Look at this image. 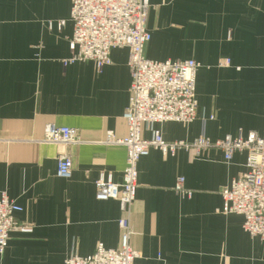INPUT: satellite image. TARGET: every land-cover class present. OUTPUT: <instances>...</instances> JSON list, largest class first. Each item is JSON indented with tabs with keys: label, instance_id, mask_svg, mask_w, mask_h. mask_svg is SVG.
<instances>
[{
	"label": "crops",
	"instance_id": "obj_1",
	"mask_svg": "<svg viewBox=\"0 0 264 264\" xmlns=\"http://www.w3.org/2000/svg\"><path fill=\"white\" fill-rule=\"evenodd\" d=\"M150 4L145 57L200 64L196 120L155 129L167 142L263 138L264 0ZM71 8V0H0V191L22 208L0 264H65L99 244L121 246L125 215L117 200L96 198V182L105 174L120 184L127 165V150L104 142L127 135L129 50L114 49L101 72L93 62L65 67ZM50 124L77 130L80 143H44ZM62 153L73 163L70 179L57 177ZM246 159L236 153L226 164L217 149L199 159L185 151L143 157L130 214L134 264H264V241L244 232L241 216L222 212L221 192L246 172ZM180 177L191 197L175 192Z\"/></svg>",
	"mask_w": 264,
	"mask_h": 264
},
{
	"label": "built area",
	"instance_id": "obj_2",
	"mask_svg": "<svg viewBox=\"0 0 264 264\" xmlns=\"http://www.w3.org/2000/svg\"><path fill=\"white\" fill-rule=\"evenodd\" d=\"M71 1V57L64 60V66L93 62L101 72L111 65L114 49L126 48L129 50L131 85L129 105L123 116L127 135L121 139L108 135L104 142L127 150L123 181L116 184L112 175L102 174L96 182V198L117 200L125 215L118 222L122 232L121 246L113 250L99 244L92 256L74 255L67 258L65 264H134L140 258L130 243L133 234L130 214L138 186V164L151 150L171 157L185 151L199 159L205 151L217 149L223 153L226 164H231L236 153H246V172L233 179L221 192L222 212L241 216L244 232L264 241V137L250 134L246 139L240 135L235 139L228 136L215 141L200 137L191 142H167L156 126L167 123L190 125L196 120V80L200 64L194 60L155 61L145 57V48L152 39L147 29L150 0ZM65 25L66 21L61 20L57 28L62 30ZM49 27H53L52 22ZM145 129L151 133L150 139L143 137ZM43 142L68 147L79 144L80 136L73 128L50 124L45 128ZM72 171L70 155L60 154L57 177L70 179ZM175 192L192 196L185 188L183 177L178 178ZM21 211L22 208L6 192L0 191L1 252L7 248L10 234L20 228L15 214Z\"/></svg>",
	"mask_w": 264,
	"mask_h": 264
}]
</instances>
